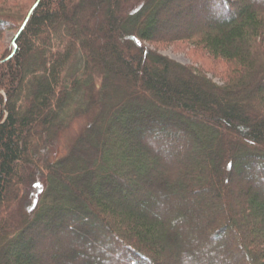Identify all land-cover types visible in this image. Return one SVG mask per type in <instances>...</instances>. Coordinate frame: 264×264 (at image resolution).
I'll return each mask as SVG.
<instances>
[{"label":"trees","instance_id":"trees-1","mask_svg":"<svg viewBox=\"0 0 264 264\" xmlns=\"http://www.w3.org/2000/svg\"><path fill=\"white\" fill-rule=\"evenodd\" d=\"M260 2L33 0L20 15L17 0H0V39L21 16L0 54V264H69L58 251L78 248V238L90 246L69 251L76 264H116L114 251L125 264H161L156 258L177 243L179 229L193 232L151 214L161 193L171 213L188 208L199 218L192 204L211 205L197 244L181 243L180 254L199 250L191 264H226L232 242L247 264H264ZM198 21L205 26L193 27ZM185 41L225 62L222 84L205 63L183 64L147 46ZM77 118L85 123L69 151L47 157ZM166 147L193 159L171 171L160 164L171 159ZM232 171L253 182L241 196L229 194ZM142 189L147 199H137ZM90 219L80 235L75 227ZM212 245L224 260L206 255ZM41 249L50 255L38 257Z\"/></svg>","mask_w":264,"mask_h":264},{"label":"rangeland","instance_id":"rangeland-1","mask_svg":"<svg viewBox=\"0 0 264 264\" xmlns=\"http://www.w3.org/2000/svg\"><path fill=\"white\" fill-rule=\"evenodd\" d=\"M259 2L262 1L264 3V0H258ZM17 2L20 4V8L18 9L20 15L24 14L26 12V10L28 9V7L31 5V3L33 2V0H17ZM250 2H252V0H250ZM260 2V3H262ZM141 9V7H137V9L132 10L130 13H128L130 16L134 15L136 12H138ZM18 13V14H19ZM19 15L18 19H16V22H18L15 26L11 25L10 28H8L7 31H5L4 36L2 39H0V54L3 52L10 46V44H13V40L14 37L16 35V29H17V25L20 23L21 20V16ZM177 19V17H175ZM183 18V16H181V19ZM195 24V23H194ZM194 26H205L203 21H198V23H196ZM182 42L181 44H172V45H168V46H161L158 47L156 44H148L147 46H149V48L156 50L161 54L167 55L168 57L183 63V64H187V65H201L202 62L205 63V65L208 68V76L211 77L217 84H222V80L220 79L221 76V71L225 70V62L221 61V60H214L213 58H209V55H206L203 51H201L200 49L197 50L198 48L195 46L194 42ZM214 64V65H212ZM84 119L82 118H77L73 121L72 125L69 127V129L66 132H63L61 134H59V136L57 137V139H55L54 142V146L49 148V149H45L43 152L44 154L49 157L50 159H53L55 157H61L63 155H65L68 151H69V147L71 146L73 140L75 139V137L79 134L80 130L83 128L84 125ZM166 152H170L172 154L171 159H163L162 161L160 160V164L162 165V167L164 166H168L170 167L171 171H175L177 172L178 170H180L182 168V166L185 164V162H189L191 159L190 156H185L183 154L182 151H180V149L178 148H165ZM168 150V151H167ZM160 171V170H159ZM164 173V172H162ZM230 179L232 182H230L228 190H229V194L231 196H238V195H242L244 189L246 188L245 186H248V184H253V182L251 180H247L243 179L240 180L239 178H241L239 174H237V172L232 171L231 175H230ZM244 176V175H243ZM166 190H170L171 193L173 191V189H171L170 187H166ZM257 189L261 190V192L264 194V189L261 186H258ZM98 192V191H97ZM99 193V192H98ZM135 194L138 198H148L147 192L144 191L142 189V192L140 191H136ZM176 196V195H175ZM178 198L184 200L185 196H180L177 194ZM164 202L163 204L161 203L160 206L159 202ZM169 199L167 197L166 193H161V197L157 200V203L155 205V207L151 208V214L156 213V211L162 213L161 217L164 218V220H167V223L170 224L171 228H175V226L173 225V221L174 219H177V229H179V227L181 228V225H187L190 227V230H192L193 232L191 233L189 231L188 234H184L183 232H181V230L179 229V234H178V240L177 243L173 244V245H169L167 247V250L165 253H162V255L158 258H156L158 261H160L161 264H191L192 262L194 263L195 261H197L198 258V251L196 250V256L190 255L192 253V250H190V248H186L182 251V253L180 254L181 251V243L182 242H186L187 244H191V248L192 246L194 247V244H197L198 241H195V239H197V231L196 229L198 227H203L201 224H203V222L205 221L206 218L210 217L212 210L211 205H209V201L205 202L202 199H199V201H195L192 205L194 208H196L197 213H198V217H196V213L195 211L188 209L185 212H175V211H170L169 207ZM198 203H201L202 206H199ZM223 209V208H222ZM210 210V211H209ZM170 212V213H169ZM175 212V214H173ZM224 212V210L222 211ZM173 214V216L171 215ZM155 217L160 218V216L155 215ZM161 219V218H160ZM238 222H244L242 221L241 216L237 217ZM93 219H90L87 224L85 225H80V228H77L75 226L76 230H78L79 234H83L82 232L89 231V229H92L91 227L93 224ZM181 223V224H180ZM180 224V225H179ZM106 234L105 230L100 228V236L102 235V237ZM199 237L202 236V233L198 234ZM76 240V239H75ZM79 242L77 244H79L78 248L75 247H71V250H69L70 252H72L73 250L77 253H79L80 249L79 247H84V246H90L88 245V239H77ZM229 241V240H228ZM224 241H217L214 243L215 246H217L218 248H220L219 246L223 243ZM186 244V245H187ZM212 245V247H214L216 249V247ZM232 245V246H231ZM231 247L230 250L227 251L228 255H229V259L224 260L221 256L224 255L222 254V250L220 249H216L218 251L215 250L213 251L212 248H207L205 252L207 256H211L212 258H214L216 261L217 260H224L226 264H247V259L243 258L241 256L238 255V249H237V245L235 242L231 243ZM235 246V247H234ZM222 248V247H221ZM69 251H65L64 249L59 250V255H61V257L64 258V260H68L69 264H76L75 263V256L74 254L70 253ZM41 254L39 253L38 257H43L44 256H48L50 255L51 251L49 250H40ZM43 252V253H42ZM43 254V255H42ZM73 256V257H72ZM110 256H112V258H114V260L117 262L116 264H125L127 261L124 260L123 255L118 254V252L114 251L113 254ZM193 256V257H192ZM103 257V256H102ZM155 259V258H154ZM213 259V260H214ZM156 260V261H157ZM61 261V260H60ZM85 262H87V260H85L83 263L80 261L77 264H85ZM198 262V261H197ZM62 263V262H60ZM95 264V263H94Z\"/></svg>","mask_w":264,"mask_h":264}]
</instances>
